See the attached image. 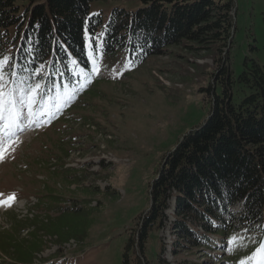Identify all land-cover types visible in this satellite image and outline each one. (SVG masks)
Returning <instances> with one entry per match:
<instances>
[{"label":"rangeland","instance_id":"obj_1","mask_svg":"<svg viewBox=\"0 0 264 264\" xmlns=\"http://www.w3.org/2000/svg\"><path fill=\"white\" fill-rule=\"evenodd\" d=\"M234 3L229 52L237 72L244 55L264 63V0ZM142 4L93 0L89 14L100 12L106 20L112 6L133 10ZM219 55L212 49L192 52L181 44L141 60L120 53L92 66L85 77L95 76L98 95L81 96L48 126L29 123L0 159V201L15 196L14 207L0 204V240L14 223L25 222L24 216L34 212L48 217L47 231H63L74 238L59 243L46 237L50 242L34 255L32 264H123L124 258L134 264V254L140 264H237L241 258L260 264L264 252L250 256L259 244L253 245L255 238L246 229L215 239L205 254L201 249L172 253L174 235L166 221L149 230L143 253L135 242L126 248L128 238L137 236L140 218L149 208L150 183L168 150L207 116L210 95L205 88ZM67 88L50 96L51 101L39 90L36 105L45 112L43 118H52L66 104L62 99L69 96ZM75 205L77 210L71 208ZM233 235L249 239L228 246ZM5 258L0 250V262Z\"/></svg>","mask_w":264,"mask_h":264},{"label":"trees","instance_id":"obj_2","mask_svg":"<svg viewBox=\"0 0 264 264\" xmlns=\"http://www.w3.org/2000/svg\"><path fill=\"white\" fill-rule=\"evenodd\" d=\"M91 1L0 0V56L11 58L16 82L35 81L44 96L66 85L72 107L83 95H98L95 76L88 80L85 74L105 57L125 53L141 60L181 44L192 52L220 53L205 88L207 116L168 150L149 186V208L126 248L135 242L143 253L149 230L166 221L174 235L172 253L205 254L215 239L241 229H251L246 233L255 238L253 245L264 239V63L244 55L241 69L232 67L234 0H142L133 10L112 6L106 20L100 12L89 14ZM23 220L0 240L7 256L0 264H32L47 238L59 243L74 238L47 231L49 219L41 214ZM138 256L134 264H140Z\"/></svg>","mask_w":264,"mask_h":264},{"label":"snow or ice","instance_id":"obj_3","mask_svg":"<svg viewBox=\"0 0 264 264\" xmlns=\"http://www.w3.org/2000/svg\"><path fill=\"white\" fill-rule=\"evenodd\" d=\"M89 42H92V37L89 36ZM99 44L93 48L95 55ZM96 63L95 60L92 61ZM11 67V70H7ZM93 72H97V68H93ZM18 73L15 70V65H11V58L7 55L0 56V159H3L5 154L12 150L14 141L18 138V134L25 130L26 122H34L36 116L34 106L37 104L36 96L41 89V84L37 83L34 86L28 80H21L19 84L16 82ZM6 142V143H5ZM15 198L14 194L8 197L6 201H0V204L10 206V202ZM250 232L251 229L244 230ZM247 236L229 237L227 245L233 243L242 244L248 240ZM259 246H254V251L250 254L255 257L257 253L264 252V240L258 241ZM237 264H247L246 258H241ZM260 264H264V259Z\"/></svg>","mask_w":264,"mask_h":264},{"label":"bare ground","instance_id":"obj_4","mask_svg":"<svg viewBox=\"0 0 264 264\" xmlns=\"http://www.w3.org/2000/svg\"><path fill=\"white\" fill-rule=\"evenodd\" d=\"M32 124V123H31ZM35 197V196H34ZM33 199V198H32ZM29 200V199H28ZM29 202V201H28ZM26 203H27V201H26ZM24 205V204H23ZM34 206V205H33ZM25 207V206H24ZM30 207H31V209H32V206L30 205ZM28 209V208H27ZM30 210V209H29ZM34 210V209H33ZM26 212H28V211H26ZM21 213H22V211H21ZM32 213H34V212H32ZM27 216V215H26ZM29 216V215H28ZM48 237V236H47ZM70 241V240H69ZM69 243V242H68ZM67 243V244H68ZM66 244V243H65ZM36 260V259H35Z\"/></svg>","mask_w":264,"mask_h":264}]
</instances>
